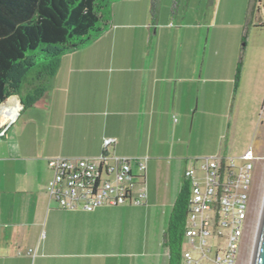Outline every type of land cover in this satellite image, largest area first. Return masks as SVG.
<instances>
[{
    "label": "crops",
    "instance_id": "obj_1",
    "mask_svg": "<svg viewBox=\"0 0 264 264\" xmlns=\"http://www.w3.org/2000/svg\"><path fill=\"white\" fill-rule=\"evenodd\" d=\"M122 3L112 5L109 30L99 37L108 44L102 54L116 51L118 58L88 75L86 62L69 58L76 52L63 56L62 70L38 80L41 96L29 104L22 99L0 138V264H169L166 232L186 171L203 155L232 156L218 138L192 141L201 135L199 113H214L215 81L232 67L234 105L241 64L231 67L220 56L206 63L203 30L170 24L160 31V12L148 30L113 29L112 21L135 20L128 11L115 15ZM127 38L135 47L123 58ZM217 121L208 120L211 129ZM106 138L115 140L110 154L148 158L145 203L93 212L57 208L48 195V160L98 157Z\"/></svg>",
    "mask_w": 264,
    "mask_h": 264
},
{
    "label": "rangeland",
    "instance_id": "obj_2",
    "mask_svg": "<svg viewBox=\"0 0 264 264\" xmlns=\"http://www.w3.org/2000/svg\"><path fill=\"white\" fill-rule=\"evenodd\" d=\"M173 0H159V29L162 31L170 24L178 27L192 25L199 31L203 30V45L205 44L206 63L210 58L220 56L231 61V67L241 64V79L238 94L233 104L234 95V67L226 70L215 81V94L210 97L214 101V113L201 111V135L196 136L193 143L201 141V137L211 140L219 139L220 149L227 147L228 154L238 156L250 151L256 158L255 180L252 200L255 201V215L253 223H249L243 240L239 264H252L254 248L259 229V223L264 205V124L259 122V111L264 101V0H181L179 13H187V19L179 20L171 15ZM151 0H123L114 8L115 15L123 11L129 13L135 20L129 18V23L116 24L112 21L113 29L125 28L149 29L154 23L150 11ZM122 24V25H121ZM135 24V25H133ZM137 34L134 33V38ZM123 41L121 53L125 58L132 52L134 43ZM106 45L104 38H97L93 43L74 53L71 58L87 63L86 74H100L105 69L97 68L101 62L116 57L117 52L102 54ZM101 49V50H100ZM67 61V60H66ZM46 62L39 60L28 74L19 95L13 102L23 105L27 96L35 94L38 86V75L44 71ZM67 65V64H66ZM62 66L56 68L60 72ZM97 68V69H96ZM64 70V69H63ZM54 72V73H55ZM44 78V77H43ZM28 94V95H27ZM205 97V96H204ZM224 106L226 110H224ZM15 107V106H14ZM209 119H220L211 129ZM2 122V120H0ZM230 125V129L228 126ZM211 129V130H210ZM210 130V131H209ZM200 138V139H199ZM206 156L197 157L193 167L199 168Z\"/></svg>",
    "mask_w": 264,
    "mask_h": 264
},
{
    "label": "built area",
    "instance_id": "obj_3",
    "mask_svg": "<svg viewBox=\"0 0 264 264\" xmlns=\"http://www.w3.org/2000/svg\"><path fill=\"white\" fill-rule=\"evenodd\" d=\"M258 117L264 124V101ZM16 118L0 122V138ZM114 142L106 138L105 152L98 157L48 160L53 173L48 195L57 208L93 212L103 206L145 203L148 158L110 154L108 148ZM256 160L250 151L238 156L214 155L204 158L199 168L186 171L190 205L180 264H239L249 226Z\"/></svg>",
    "mask_w": 264,
    "mask_h": 264
},
{
    "label": "trees",
    "instance_id": "obj_4",
    "mask_svg": "<svg viewBox=\"0 0 264 264\" xmlns=\"http://www.w3.org/2000/svg\"><path fill=\"white\" fill-rule=\"evenodd\" d=\"M120 0H0V104L19 95L39 60L46 62L38 78L54 74L60 59L90 45L110 27L111 7ZM181 0H173L172 13ZM154 21L159 0H151ZM264 25V24H263ZM241 65H239V73ZM42 89L28 99L34 102ZM25 104V103H24ZM190 182H185L166 232L169 264H180L189 213Z\"/></svg>",
    "mask_w": 264,
    "mask_h": 264
},
{
    "label": "water",
    "instance_id": "obj_5",
    "mask_svg": "<svg viewBox=\"0 0 264 264\" xmlns=\"http://www.w3.org/2000/svg\"><path fill=\"white\" fill-rule=\"evenodd\" d=\"M15 97V96H14ZM10 105V101L0 104V112L2 109ZM252 264H264V205L259 223Z\"/></svg>",
    "mask_w": 264,
    "mask_h": 264
},
{
    "label": "bare ground",
    "instance_id": "obj_6",
    "mask_svg": "<svg viewBox=\"0 0 264 264\" xmlns=\"http://www.w3.org/2000/svg\"><path fill=\"white\" fill-rule=\"evenodd\" d=\"M13 99L10 100V105L2 109L0 112V120H2V122H7L9 120L15 119L18 116L21 106L20 104L16 106L15 102H13Z\"/></svg>",
    "mask_w": 264,
    "mask_h": 264
},
{
    "label": "flooded vegetation",
    "instance_id": "obj_7",
    "mask_svg": "<svg viewBox=\"0 0 264 264\" xmlns=\"http://www.w3.org/2000/svg\"><path fill=\"white\" fill-rule=\"evenodd\" d=\"M252 206H251V211H250V214H249V217H248V222L249 223H253V220H254V215H255V201L252 200Z\"/></svg>",
    "mask_w": 264,
    "mask_h": 264
}]
</instances>
